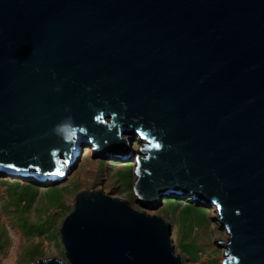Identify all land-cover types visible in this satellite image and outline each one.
Listing matches in <instances>:
<instances>
[{
    "label": "water",
    "instance_id": "95a60500",
    "mask_svg": "<svg viewBox=\"0 0 264 264\" xmlns=\"http://www.w3.org/2000/svg\"><path fill=\"white\" fill-rule=\"evenodd\" d=\"M124 133L143 203L216 207L223 264H264V0H0V173L56 182L88 143L129 157ZM60 233L68 261L36 264H185L163 217L100 190Z\"/></svg>",
    "mask_w": 264,
    "mask_h": 264
},
{
    "label": "rangeland",
    "instance_id": "374dc122",
    "mask_svg": "<svg viewBox=\"0 0 264 264\" xmlns=\"http://www.w3.org/2000/svg\"><path fill=\"white\" fill-rule=\"evenodd\" d=\"M125 136L132 137L131 149L134 142L138 145L145 142L139 135ZM89 147L90 144H86L79 151L81 159L76 171L82 169L89 157ZM135 169L131 155L122 158L111 154L100 157V165L93 175L84 178L77 176L70 181V185L65 186L61 185V180L54 183L50 179L52 182L47 183L48 179L39 181L34 176L23 178L0 173V264H5L9 257L14 258L13 264H36L39 260L50 258L67 262L60 230L74 209L76 195L81 191L94 190L102 182L112 195L140 209L136 202ZM207 207L192 195L182 194L164 196L160 207L154 211L170 224L171 232L177 221L181 223L180 235L183 234V240H172V244L185 264H200L204 258L207 259L202 264H219L224 248L216 243L223 241L215 239L223 230L230 231L223 222L220 229L214 228L218 220L212 216L211 210H204ZM206 228L207 252L202 253L201 248L195 249V245L200 246L203 239H195V242L190 239L193 234L198 235L197 231ZM12 249L15 250L14 256L11 254Z\"/></svg>",
    "mask_w": 264,
    "mask_h": 264
},
{
    "label": "bare ground",
    "instance_id": "6f19581e",
    "mask_svg": "<svg viewBox=\"0 0 264 264\" xmlns=\"http://www.w3.org/2000/svg\"><path fill=\"white\" fill-rule=\"evenodd\" d=\"M107 117H108V119H106L107 120V122H111L110 121V118L112 117V115H109V114H107ZM110 117V118H109ZM125 134L127 135V133H124L122 136H119V137H121V138H127V136H125ZM135 143V142H134ZM132 144L133 146H132V153L130 154L131 156H132V158H133V161H134V163H135V177H134V179L137 181V179H138V174H137V168H138V164H139V162L137 161V155L139 156V157H141V158H145V156H146V152L145 153H143V152H139L140 150H141V148H145V146L146 145H148V143H147V141H145L144 142V144H139L138 145V143H135V144ZM88 144H90V151H89V157H87V159H86V161L84 162V165H83V167H82V169L80 170H77L76 171V167H77V164L80 162V159H81V157L80 156H76L75 157V160L73 161V164H71V165H69V172H67V174H65V176L63 177V178H61V179H59V180H61L60 181V183H61V185L62 186H65V185H70V181L72 180V179H76L77 178V176H82V178H84V177H86L87 175L89 176L90 174L91 175H93L94 173H95V171H97L98 170V167H99V165H100V157L101 158H103L101 155H98V154H93V149L92 148H95L96 147V145H94L93 143H88ZM130 144V143H129ZM72 157L74 156V155H71ZM70 156V157H71ZM112 156L114 157V155L112 154ZM58 159H62V160H65V157L64 156H58ZM59 163L60 164H63V165H65V168H68V166H67V164L65 163V162H61V161H59ZM131 164V163H130ZM118 168V167H117ZM59 171H61V169L59 170ZM29 172H38V169H35V168H30V171ZM139 175L140 176H144V174L143 173H139ZM48 176H50V175H48ZM133 179V180H134ZM49 181L50 182H52L50 179H48V181H47V183H49ZM58 181V180H57ZM135 181V182H136ZM25 182V181H24ZM55 183V182H54ZM107 186V185H106ZM105 186V184H103L102 182H100V183H98L97 185H96V187L94 188V190H91V191H93V194H95V191L96 190H100V191H102V193L104 194V195H106V196H108V197H110V198H113L114 196H116L117 198H119V199H121L122 201H125V200H123L122 198H120V197H118L117 195H112V192L111 191H109V189L107 188ZM86 191H90V190H86ZM82 192V191H81ZM90 194H92V193H90ZM147 194V192H145V195ZM186 195H188V194H186ZM91 199H94L93 197H91ZM136 202H137V205L140 207V209H137L138 211H143V212H145L146 214H148L147 212L148 211H151V213H149V215H152V216H154V215H156L155 213H154V211L156 210V209H158L159 207H160V204L162 203V200H161V202H160V204H158L157 206H155V207H149V206H147V204L146 203H143V200H141L140 198H139V196H138V194H136ZM197 199V198H196ZM74 202L76 203V197H75V199H74ZM75 203H74V205H75ZM131 206V205H130ZM134 208V207H133ZM136 209V208H135ZM204 210H211V212H212V216L213 217H215L217 220H218V223L217 224H215V226H214V228H216V229H220V227L221 226H223L222 225V221L221 220H219L220 219V215H219V213H218V209L216 208V207H211V208H209V207H207V208H205ZM153 211V212H152ZM205 212V211H204ZM157 216H160V215H157ZM162 217V216H161ZM219 218V219H218ZM178 222V221H177ZM176 222V225L173 227L174 229H173V231L171 232V227H170V239H171V241L173 240H177V239H180V240H183V234H181L180 235V233H181V231H180V229H182L181 227H180V224L181 223H177ZM181 222V221H180ZM189 223H191V222H189ZM188 223V224H189ZM169 224V223H168ZM170 225V224H169ZM187 227H189V225L187 226ZM208 228H206V229H204V230H202V231H197V232H199L198 233V235H196V236H191V238L192 239H190V240H193L194 242H195V239H203V242L202 243H199V245L200 246H197V245H195L196 246V250H198V249H200L201 248V251H202V253H204V252H207V247H206V245H207V239H206V232L208 231L207 230ZM187 230V229H186ZM199 230V229H198ZM185 231V230H184ZM196 232V231H195ZM173 236V237H172ZM228 238H231V235H230V233L229 232H227L226 230L224 231L223 230V233L222 234H219L218 236H217V238L215 239V240H221V241H223L225 244H229V242H230V240L228 239ZM192 242V241H191ZM198 243V242H197ZM174 246V245H173ZM222 247L224 248V249H222L221 250V252H223L221 255H220V257H219V264H223V261L225 260V259H227V256H226V254H225V252H227L228 251V247H226V246H224V245H222ZM11 254L14 256L15 255V250L14 249H12L11 250ZM208 255L210 254L209 252L207 253ZM10 258V257H9ZM9 258H7V261H5V264H13V262H14V258L13 259H11L10 258V260H8ZM207 259V258H206ZM205 258L203 259V261L202 262H200V264H202L205 260H206ZM217 260V259H216Z\"/></svg>",
    "mask_w": 264,
    "mask_h": 264
},
{
    "label": "snow or ice",
    "instance_id": "6c2138e0",
    "mask_svg": "<svg viewBox=\"0 0 264 264\" xmlns=\"http://www.w3.org/2000/svg\"><path fill=\"white\" fill-rule=\"evenodd\" d=\"M157 147H159V145H157ZM8 167H13V165H8ZM39 170V169H38Z\"/></svg>",
    "mask_w": 264,
    "mask_h": 264
},
{
    "label": "clouds",
    "instance_id": "9594fccd",
    "mask_svg": "<svg viewBox=\"0 0 264 264\" xmlns=\"http://www.w3.org/2000/svg\"><path fill=\"white\" fill-rule=\"evenodd\" d=\"M60 128L64 127L63 125L59 126Z\"/></svg>",
    "mask_w": 264,
    "mask_h": 264
}]
</instances>
